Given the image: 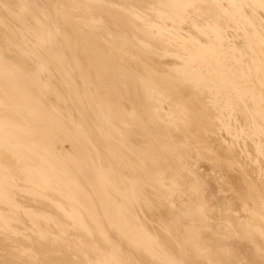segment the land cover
I'll return each mask as SVG.
<instances>
[{
    "label": "bare ground",
    "instance_id": "6f19581e",
    "mask_svg": "<svg viewBox=\"0 0 264 264\" xmlns=\"http://www.w3.org/2000/svg\"><path fill=\"white\" fill-rule=\"evenodd\" d=\"M73 1L0 0V264H264V0Z\"/></svg>",
    "mask_w": 264,
    "mask_h": 264
},
{
    "label": "rangeland",
    "instance_id": "374dc122",
    "mask_svg": "<svg viewBox=\"0 0 264 264\" xmlns=\"http://www.w3.org/2000/svg\"><path fill=\"white\" fill-rule=\"evenodd\" d=\"M83 2V1H82ZM83 3H78V0L76 1V2H72V4L71 5H73V7L75 6V7H77L78 6V8L80 9L81 7H80V5H82ZM227 17V16H226ZM125 19V18H124ZM230 19V17H227V19L225 18V20H226V23L227 22H229L228 20ZM125 20H127L129 23H131L128 19H125ZM132 24V23H131ZM129 37V36H128ZM132 40L133 41V37L132 36H130L129 38H127L126 39V41H129V40ZM131 52H129L128 51V54H130ZM168 61L170 60V59H167ZM181 78V77H180ZM179 78V79H180ZM184 80V79H183ZM180 82H183V81H181V79H180ZM185 82L186 83H188V84H192V83H190V80L189 79H185ZM186 83H184V84H186ZM183 84V85H184ZM188 84H186V86L188 85ZM190 85H188V87L190 86ZM64 88L66 89V86L64 85ZM190 88V87H189ZM193 87H192V85H191V89H192ZM193 90H195V89H193ZM174 94L176 95L177 93L174 91ZM174 95V96H175ZM178 95V94H177ZM133 102V101H132ZM161 104V103H160ZM209 104V103H208ZM213 140V139H212ZM227 162H229V161H227ZM226 163V162H225ZM232 163V162H231ZM230 163V164H231ZM39 170H40V172H39V174L42 176V177H47L49 174L47 173V172H49L48 170H45V169H43V168H41V167H39ZM49 177V176H48ZM230 200L228 199L227 200V203L229 202ZM260 201H262V200H260ZM231 202V201H230ZM230 202L228 203L229 205H230ZM221 203V202H220ZM220 203L218 202V204L220 205ZM224 204V203H223ZM223 204H221L222 205V207H224V206H226L225 204H224V206H223ZM233 204V203H232ZM229 205H227V206H229ZM158 206V205H157ZM226 206V207H227ZM156 219V218H155Z\"/></svg>",
    "mask_w": 264,
    "mask_h": 264
}]
</instances>
